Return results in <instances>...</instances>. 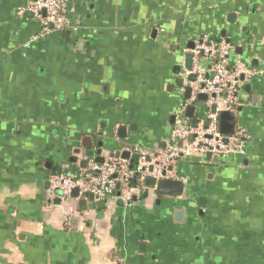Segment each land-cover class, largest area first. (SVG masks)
Returning <instances> with one entry per match:
<instances>
[{
  "label": "crops",
  "instance_id": "obj_1",
  "mask_svg": "<svg viewBox=\"0 0 264 264\" xmlns=\"http://www.w3.org/2000/svg\"><path fill=\"white\" fill-rule=\"evenodd\" d=\"M28 1L0 0V264H264V0H65L74 29L34 41ZM203 37L261 72L235 113L246 153L179 161L180 198L52 200L58 173L165 147ZM203 102L186 109L192 123Z\"/></svg>",
  "mask_w": 264,
  "mask_h": 264
},
{
  "label": "built area",
  "instance_id": "obj_2",
  "mask_svg": "<svg viewBox=\"0 0 264 264\" xmlns=\"http://www.w3.org/2000/svg\"><path fill=\"white\" fill-rule=\"evenodd\" d=\"M19 14L31 16L41 26V33L33 41L53 32L74 29L67 17L65 0H29ZM190 52L193 66L186 75H195L196 80L185 81L184 89H191V95L177 111L174 129L165 147L150 151L130 146L124 149L128 158L106 155L103 163L92 159L85 169L58 173L50 180L52 200H65L78 189L79 196L92 195L96 202L115 198L130 204L148 189L145 185L148 178L156 181V187L165 180L181 181L175 168L179 161L193 156L227 158L246 153V144L252 140L248 131L236 126L233 135H224L219 119L222 112H237L242 106V85L261 72L235 56L232 45L224 39L211 41L203 37L195 42ZM203 61L211 65L210 77L205 74ZM200 96L206 97L203 102L206 110L201 119L192 123L186 116V109Z\"/></svg>",
  "mask_w": 264,
  "mask_h": 264
},
{
  "label": "water",
  "instance_id": "obj_3",
  "mask_svg": "<svg viewBox=\"0 0 264 264\" xmlns=\"http://www.w3.org/2000/svg\"><path fill=\"white\" fill-rule=\"evenodd\" d=\"M234 16V15H233ZM195 48V44L191 43L189 45V50H193ZM185 66L186 69L189 71L191 70L192 66H193V54L189 51L188 53H186L185 55ZM189 80L191 81H195L196 80V76L195 75H189L188 77ZM184 82V79L180 80V83L182 84ZM191 93V89L187 90V97L190 96ZM201 100H205L206 97L205 96H200ZM194 110V107H189L187 109V114H191V112ZM220 131L222 134L224 135H233L235 132V128H236V115L235 113L231 112V111H225L222 112L220 115ZM126 129L124 127H122L120 129V136L121 137H125L126 135ZM116 156H120V153L117 154ZM121 157L123 158H127L128 154L124 153L121 155ZM208 157H211L210 155H208ZM97 161L99 163H103L104 159H97ZM87 164V161L84 160L81 164L82 168H85ZM145 185L147 188L150 189H155L156 192H158L160 195L162 196H172V197H177L180 198L183 196V194L185 193V184L181 181H174V180H165L162 181L159 185H157L156 187V181L152 178H148L145 181ZM79 194V190L75 189L72 193L71 196L72 197H76ZM90 199L93 200L94 197L92 195H89ZM145 196H147V194H145ZM82 202V201H81ZM84 202V201H83ZM82 204V203H81ZM100 206L103 205V203H99ZM202 204V202H201ZM184 219V212L183 211H178L176 213V221L177 222H182Z\"/></svg>",
  "mask_w": 264,
  "mask_h": 264
},
{
  "label": "trees",
  "instance_id": "obj_4",
  "mask_svg": "<svg viewBox=\"0 0 264 264\" xmlns=\"http://www.w3.org/2000/svg\"><path fill=\"white\" fill-rule=\"evenodd\" d=\"M211 41H220L219 39H210Z\"/></svg>",
  "mask_w": 264,
  "mask_h": 264
},
{
  "label": "rangeland",
  "instance_id": "obj_5",
  "mask_svg": "<svg viewBox=\"0 0 264 264\" xmlns=\"http://www.w3.org/2000/svg\"><path fill=\"white\" fill-rule=\"evenodd\" d=\"M153 190V189H152Z\"/></svg>",
  "mask_w": 264,
  "mask_h": 264
}]
</instances>
